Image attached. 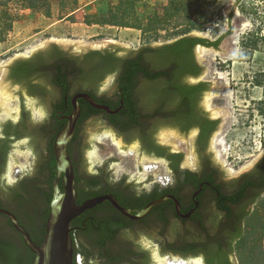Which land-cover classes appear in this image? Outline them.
Here are the masks:
<instances>
[{
	"label": "trees",
	"instance_id": "trees-1",
	"mask_svg": "<svg viewBox=\"0 0 264 264\" xmlns=\"http://www.w3.org/2000/svg\"><path fill=\"white\" fill-rule=\"evenodd\" d=\"M52 1L0 0V42L18 19L16 10L45 9L48 13ZM130 11L131 8L128 9ZM128 12L122 5L111 6L108 23L140 28L135 20L127 18ZM118 13L122 15L118 16ZM227 33L216 40L187 34L161 45L142 46L126 55H119L110 48L91 49L75 55L52 44L29 58L15 60L10 66L9 78L26 88L29 95L38 97L48 114L42 121H37L23 106L18 121L10 119L1 124L0 207L12 209L35 243L42 244L51 211L53 182L57 176L54 140L67 122L61 116L72 112L71 98L78 92H88L98 102L113 109L122 106L116 114H109L80 99L82 111L68 148L74 162L79 204L96 195L112 192L124 206L139 209L188 185L198 188L202 182L201 174L181 167L185 154L172 151L158 142L155 135L163 126L177 127L186 133L199 129V151L208 147L220 124V119L211 118L201 106L209 82L190 83L187 78L199 77L204 70L196 58V46L217 47ZM111 75H115V91L111 95L100 93L102 83ZM98 114H104L109 124L128 143L140 140L142 152L165 159L176 183L162 185L156 182L150 190H140L134 183L128 182L127 175L116 180L108 163L95 173L89 172L84 154L88 146L84 124ZM23 137L29 139L36 154L35 169L33 174H20L13 184H8L3 176L7 171L9 154L13 143ZM203 163L213 164L209 159ZM214 172L221 173L218 168L209 170L207 178L213 179ZM260 174H263L262 182L258 181ZM246 177L248 179L235 187L230 198L224 200L217 197L219 209L230 215L231 204L226 201L239 203L249 188L257 189L252 202L264 193V154L255 168L241 178ZM250 212L244 211L243 219ZM219 216V211L211 207L209 212L197 209L192 216L183 218L178 215L173 200L168 199L153 207L142 220L145 227L140 228L138 221L104 202L86 210L76 220L75 224H80L82 228L72 231L76 244L74 264H79V254L82 264H155L151 250L142 247L137 239L139 233L147 234L156 242L163 256H202L205 264H234L230 257L236 254V242L243 238L245 225L227 233ZM152 226L154 229H151ZM35 257L36 254L11 220L0 214V264H32Z\"/></svg>",
	"mask_w": 264,
	"mask_h": 264
},
{
	"label": "water",
	"instance_id": "water-1",
	"mask_svg": "<svg viewBox=\"0 0 264 264\" xmlns=\"http://www.w3.org/2000/svg\"><path fill=\"white\" fill-rule=\"evenodd\" d=\"M238 3L237 0H231L224 8L228 21V30L225 33H229L224 36L216 47L224 56L235 52V44L232 43V40L235 33L239 30L242 21L241 18L234 17V11ZM191 35L205 37L200 33H191ZM52 44H57L72 54L84 53L91 49L110 48L116 50L120 55H126L141 47L133 49L117 40L87 42L76 39L50 38L39 43L33 49L14 56L6 63L0 65V131L3 122L10 119L13 121L18 120L23 106L31 112L32 117L37 121H42L48 114L40 99L28 95L22 85L15 83L9 78V71L10 66L15 60L29 58L37 51L43 50ZM161 44L164 43L147 45L157 46ZM195 54L204 70L199 77H188L187 81L190 83H196L201 80L209 82V89L202 96L201 106L211 118L220 119L219 127L210 139V148L213 152L212 157L215 164L220 168L222 177L225 180L235 178L253 169L263 156L264 147L241 166L230 167L227 163L225 154L222 151L221 138L234 123L233 95L229 89V78L226 73L215 71V62L212 56L199 55L196 49ZM115 88V75H111L102 83L100 93L107 92L111 95L115 91ZM80 99L86 100L94 108L104 110L109 114H116L122 108L120 106L117 109H113L107 104L100 103L88 92H78L72 96V112L63 116L67 119V122L54 140L57 176L53 182L54 192L51 211L47 219L46 233L42 244L35 243L30 232L20 223L19 217L14 212L0 207V213L7 215L11 219L13 226L22 234L26 244L36 254L32 264H74L76 244L72 235V222L86 210L104 202H110L117 210L132 220H140L146 217L154 206L168 199L173 200L178 215L183 218L190 217L195 210V208H192L184 213L181 210L180 201L173 194H165L139 209L124 206L113 193L96 195L79 204L77 202L78 189L76 186L77 179L74 162L68 148L74 137L77 122L82 111ZM84 133L88 142L84 154L89 172L95 173L99 167L108 163L109 169L116 180L123 175H127L128 182L134 183L140 190H150L156 182L168 185V182L171 180V170L165 159L142 152L137 140L128 143L119 131L108 124L104 114H98L87 120L84 124ZM196 133L197 130L182 133L174 127L163 126L157 131L155 136L158 142L167 145L172 151L184 152L183 166L194 169L197 163L193 145ZM35 161L36 154L30 146L29 140L22 139L15 141L9 154L7 171L3 177L7 176L8 182H15L20 174L34 172ZM61 179L63 190L60 186ZM202 187L203 184L199 186V190L195 195L202 190ZM195 204L198 205L199 202L196 201ZM151 229L154 228L151 227ZM139 238L143 245L151 250L156 264H169L168 260L177 261L179 258H182L179 255L163 256L158 244L147 234L141 233ZM77 261L79 264H82V256L80 254ZM184 261L185 264H205L201 256L184 258ZM234 264H236L235 258Z\"/></svg>",
	"mask_w": 264,
	"mask_h": 264
},
{
	"label": "rangeland",
	"instance_id": "rangeland-1",
	"mask_svg": "<svg viewBox=\"0 0 264 264\" xmlns=\"http://www.w3.org/2000/svg\"><path fill=\"white\" fill-rule=\"evenodd\" d=\"M231 0H53L50 12L22 8L13 28L0 42V65L50 38L87 42L117 40L138 49L167 43L191 33L216 40L228 30L224 8ZM113 5L131 8L127 18L140 28L108 23ZM122 13H118L121 16ZM234 17L241 18L232 43L235 52L222 55L216 47L196 46L212 56L215 71L226 73L233 95L234 123L221 138L230 167L241 166L264 147V0H242ZM243 238L236 242V264H264V193L245 219ZM171 264H185L184 258Z\"/></svg>",
	"mask_w": 264,
	"mask_h": 264
},
{
	"label": "flooded vegetation",
	"instance_id": "flooded-vegetation-1",
	"mask_svg": "<svg viewBox=\"0 0 264 264\" xmlns=\"http://www.w3.org/2000/svg\"><path fill=\"white\" fill-rule=\"evenodd\" d=\"M203 46V45H202ZM142 47V46H141ZM140 47V48H141ZM207 47V46H206ZM213 47V46H212ZM139 48V49H140ZM137 51V50H136ZM85 53V52H84ZM75 54V53H74ZM80 54H83V53H80ZM75 55H79L78 53H76ZM120 55V54H119ZM197 58V57H196ZM198 60V59H197ZM199 62V61H198ZM21 85V84H20ZM24 90L26 91V93L29 95V93L27 92V89L24 88ZM31 96V95H30ZM31 97H34V98H37L38 97H35V96H31ZM52 98V97H50ZM21 112H22V109H21ZM21 112H20V116L18 118V120L21 118ZM63 112V111H61ZM61 119H63V114L61 116ZM16 120V121H18ZM108 121V124L110 123L109 119H106ZM111 127L115 128L113 125L109 124ZM176 128L177 130H179L177 127H174ZM63 129V128H62ZM116 129V128H115ZM117 130V129H116ZM192 130H197V133L195 135V138H194V141H193V145H194V152H195V155H196V160H197V163H196V167L194 169L192 168H189V167H185L183 166V162L184 160L182 161V164H181V167L184 169V168H189L193 171H197L199 174H201L199 177L202 178V182L201 184H203V187H202V190L197 193V195H195V193L199 190V187L198 188H195L193 186H186L184 187L183 189H181V191H178L177 193H173V192H170V193H167V194H173L174 196H176V198L180 201L181 203V210L184 212L185 209L189 208L192 209V208H195L193 214L197 211V209H199L200 211L202 212H209L210 208L214 207L216 210L219 211V219H222V221L225 223L224 227L228 232H232L234 229H236V227H239V228H242L244 227L245 225V219H243V213L244 211H251L252 209V205L256 202L257 198L255 199V201L252 202V200L254 199L255 197V192L257 189H252V188H249L246 192V195L243 197V199L239 202V203H234L230 200L226 201L227 203L231 204V210H230V215L229 213H226L225 211H223L222 208H218V205H217V197L219 198H222V199H226L229 197L230 198V195L233 194V190L235 189L236 186H240L243 184V182H245L246 179H248L247 177L246 178H241L245 173L247 172H244L242 173L240 176H237L235 178H231V179H227L225 180L223 177H222V172L220 170V168L215 164L214 160H213V157H212V150L210 148V142H209V145L206 149L202 150V151H199V147H198V140H197V136H198V133H199V129H191L189 132H191ZM180 132L182 133H186V132H183L181 130H179ZM187 132V133H189ZM22 139H28L27 137H23ZM22 139H18V140H22ZM16 140V141H18ZM29 140V139H28ZM136 141V140H135ZM134 142V141H133ZM137 142L140 144L141 146V142L140 140H137ZM177 152V151H176ZM184 153V152H183ZM185 154V153H184ZM262 158V157H261ZM260 158V159H261ZM206 159H209L213 162V164H207L205 165V163H203L204 160ZM57 160V159H56ZM259 162V161H258ZM257 162V163H258ZM256 163V164H257ZM213 166V167H212ZM256 166V165H255ZM255 166L253 167V169L255 168ZM215 168H218L220 170V174L219 173H213V179H210V178H207V171L209 170H213ZM207 170V171H206ZM30 175L33 174V172H29ZM26 174V173H25ZM24 175V174H23ZM257 177V176H256ZM5 181H7V176L4 177ZM262 179H263V174H260V178H258V181L262 182ZM8 184H13L14 182H8ZM175 179L173 178L172 174H171V180L168 182V184H175ZM200 184V185H201ZM222 184V186H221ZM199 185V186H200ZM60 186L63 190V183H62V179L60 180ZM235 191V190H234ZM53 192H54V188H53ZM106 193H112V192H106ZM105 194V193H103ZM114 194V193H113ZM115 195V194H114ZM119 199V198H118ZM198 201L199 204L196 205L195 202ZM52 202V201H51ZM110 203V202H109ZM111 204V203H110ZM112 205V204H111ZM113 206V205H112ZM50 207H51V204H50ZM114 207V206H113ZM4 208V207H3ZM115 208V207H114ZM209 210H208V209ZM9 209L10 211L14 212L12 209L10 208H7ZM189 209V210H190ZM15 213V212H14ZM186 213V212H184ZM1 214V213H0ZM16 214V213H15ZM192 214V215H193ZM1 215H5V214H1ZM17 215V214H16ZM191 215V216H192ZM7 216V215H5ZM8 217V216H7ZM79 217V216H78ZM76 217L73 222H72V226H73V231L74 230H79L80 228H82V226L80 224H75L77 221V218ZM9 218V217H8ZM10 219V218H9ZM11 220V219H10ZM142 219L140 220H136L139 222V224L137 226H140V228L142 227H145V221H142ZM86 221V220H85ZM84 221V223H85ZM217 221V220H216ZM157 226V225H156ZM147 227V226H146ZM154 228V226H152ZM141 233L138 234V237L137 239L139 240V242L141 243L142 247L144 246L143 243L141 242L139 236H140ZM202 257V256H201ZM234 255H231L230 259L231 261L234 262ZM152 260L153 262L156 264L155 260L153 259L152 257Z\"/></svg>",
	"mask_w": 264,
	"mask_h": 264
},
{
	"label": "bare ground",
	"instance_id": "bare-ground-1",
	"mask_svg": "<svg viewBox=\"0 0 264 264\" xmlns=\"http://www.w3.org/2000/svg\"><path fill=\"white\" fill-rule=\"evenodd\" d=\"M169 264H171V263H169Z\"/></svg>",
	"mask_w": 264,
	"mask_h": 264
}]
</instances>
